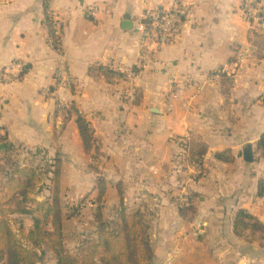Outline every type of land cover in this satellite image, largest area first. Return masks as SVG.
Here are the masks:
<instances>
[{
	"label": "crops",
	"instance_id": "1",
	"mask_svg": "<svg viewBox=\"0 0 264 264\" xmlns=\"http://www.w3.org/2000/svg\"><path fill=\"white\" fill-rule=\"evenodd\" d=\"M174 1L14 0L0 5V68L18 77L0 85V130L10 146L59 157L63 189L70 190L71 200L82 197L93 189L96 176L76 120L60 109L75 103L94 127L102 151L111 156L103 166L105 205L111 210L125 202L136 212L147 210L154 226L155 264L163 258L169 264L176 252L172 246L180 215L174 199L189 194H200V220L210 228L209 246L218 264L264 263V246L241 241L233 220L225 216L243 208L264 223V196H258L264 155L257 148L264 134V65L246 54L234 84L207 81L239 53L254 51L255 29L242 12L247 0H180L191 7L192 16L176 39L152 53L141 68L136 26L145 12ZM257 1L264 8V0ZM47 13L59 26L61 52L48 40ZM125 20L132 28L123 29ZM97 66L124 74L137 69L139 74L124 81L116 74L89 72ZM59 72L78 81L76 92L47 91ZM187 77L192 81L184 84ZM134 89L141 97H128V103L123 93ZM174 90L179 98L170 107L166 100ZM249 145L253 163L244 160ZM217 154L231 161L218 160ZM198 160L204 168L199 180ZM35 196L42 200L40 193ZM13 216L34 227V216Z\"/></svg>",
	"mask_w": 264,
	"mask_h": 264
},
{
	"label": "trees",
	"instance_id": "2",
	"mask_svg": "<svg viewBox=\"0 0 264 264\" xmlns=\"http://www.w3.org/2000/svg\"><path fill=\"white\" fill-rule=\"evenodd\" d=\"M46 19L49 23L51 37L55 39L56 32L52 30V22L49 20L48 13ZM185 22L186 20L182 19L177 23L179 32ZM89 72H100L106 77L115 74L121 76L120 73H115L104 66H99L97 69L91 68ZM74 115L86 151L91 154L96 146L95 132L91 129L92 124L78 110L75 103L68 112L69 120ZM257 148L263 151L264 155V134L259 139ZM13 149H15L14 146L11 150ZM42 154L47 153L37 150L32 155L38 157ZM224 155L217 154L216 158L230 162L231 159ZM61 166L62 161L59 157H55L51 161L46 160L26 167L13 162L11 166L0 168L5 178L4 186L0 190V257L3 264H38L41 258L37 250H42L43 247L54 252L57 264H95L96 259H100L103 264H155L148 232V230L150 231L149 227L144 228L138 218L128 214L122 205L119 208V224L109 230L102 213L104 207L101 203H104L107 195V185L103 180L99 181L98 186L97 238L83 241L77 255H72L67 250L61 199ZM203 169L197 177L198 180L203 178ZM44 176H47L51 181V187H49L51 196L45 202L33 201L30 196L37 191L39 185L43 184ZM258 196H264V190L260 183ZM30 202L35 203L36 208L29 206ZM187 205H179L182 215L190 207H193ZM14 214L34 216L33 230L29 234L23 235L25 243L16 239L10 227L9 216ZM233 227L235 235L241 238L247 232L264 231V224L243 208L237 212ZM189 241L191 243L189 246L179 248L171 260V264H218L203 244L204 241L201 237L198 239L191 237ZM29 246H33V249Z\"/></svg>",
	"mask_w": 264,
	"mask_h": 264
},
{
	"label": "rangeland",
	"instance_id": "3",
	"mask_svg": "<svg viewBox=\"0 0 264 264\" xmlns=\"http://www.w3.org/2000/svg\"><path fill=\"white\" fill-rule=\"evenodd\" d=\"M49 20H50V22H52L53 32H56L55 33L56 38L53 39L51 37L50 29H49V23H48V21H46V26H47L46 32H47L48 40H49L51 46L55 50H57L58 52H61V50H62V38H61L59 26L56 24L55 21H52L50 19V16H49ZM180 32H178L176 35H179ZM254 33H255L254 34V37H255L254 51H252L250 53L248 51L246 53H242V54L239 53L233 60H231L229 63H227V64H230V63L238 62V66L233 71V76L224 75V76H220L216 81H212L210 79V75L213 72H215L216 70H218L219 69L218 68L209 74V76L207 78L208 82H210L211 84H215L216 82L221 83L225 80H227V81H225L227 83H229V82L232 83L233 81H235V79H237V76L239 75V71H240L242 63L247 61V55H249L253 58V59L252 58L251 59L253 60L254 63L257 64V66L264 65V25L257 26V29L254 31ZM176 35L174 36L173 41L176 39V37H177ZM227 64H225V65H227ZM97 68H98V66L94 69H97ZM132 71H134V73L137 75L139 74V70H137V69H135V70L133 69ZM92 73H94V72H92ZM118 73L121 74L119 79H122L124 81H129V77H127V75L124 74L123 71L122 72L118 71ZM12 77H13L12 82H10L8 84H12V83L17 81L18 77L15 73L12 75ZM234 83L235 82H233V84ZM8 84H6V85H8ZM59 87L65 88V89H70L71 91L76 92L78 87H79V83L71 75H69L67 73L59 72L54 77V86H52L47 91H49V93H50L51 91H54L56 88H59ZM132 92L134 93L135 101L137 99H140L141 95L138 91H136L134 89V91L132 90ZM128 93H131V91H128V92L124 91L123 97L125 98V100L128 103H131V102H129ZM168 98H169V96H167V100H166L167 102L169 101ZM72 107H73V104H68L66 106H60V109H61V111L65 112V116L67 117L68 112H69V110H71ZM78 110L80 111L79 107H78ZM73 118L76 120L75 115ZM91 129L95 132V129L93 126L91 127ZM1 133H2V135L0 136V144L6 143L8 145V149L0 152V166H1L0 168H6L7 166H11V163H13V162H16L19 165L26 167L29 165L38 164L39 162H45L46 160L51 161L52 159L55 158L54 156L49 155V154H42V155L37 157L35 155H32V154H35L37 150L34 149L31 151V150H28L26 147H21V146L17 147L15 145H12L15 147V149L11 150L12 146H10V144L8 143L7 134L3 133L2 130H0V134ZM79 138H80L81 144L83 146L84 152L87 153V155H89V157L92 160L90 167L92 169V172L96 176V182H95L93 189L90 192H88L86 195H84L82 197L74 196L73 200H71L70 190L63 189V185H62V178H63L62 168H63V166H61V199H62L63 217H64V237H65L66 248L72 255H77L79 253L80 247H81L83 241H85L87 239H96L97 238L98 222L96 219V215H97V210H98V205H99V203L97 201V199H98L97 196H98V192H99L98 186H99L100 180H103L105 182V184L107 185V181H106L105 177L103 176V174H104L103 166H106L107 163H109L111 161V156L102 151V144H101L100 139L98 140V138L95 137V139H96L95 149L93 150V152L91 154H89L86 151L82 137H79ZM100 155H102V156H100ZM197 162L198 163L194 164L196 166L195 174H196V172L198 174V170H200L202 167V166H200V164L202 162L200 163L199 160ZM65 180L70 182L71 181V175H68L66 173L65 174ZM4 183H5V178H4V175L0 169V190H2ZM259 183L262 186V190H264V178L261 179V181ZM49 187H51V181L49 180V178L47 176H44L43 177V184L39 185L37 191L34 194H32L30 196V198L33 201L34 200L37 201L38 196H35V195H38L40 193V198L42 199V200H40V202H45L47 200V198H49L51 196V190ZM47 194H49V197L42 198V196H45ZM73 194L74 193L72 192V195ZM119 196H120V199L123 200L122 193H119ZM106 197H107V195H106ZM175 197H176V199H174V200L177 203L176 205H177L178 213L180 215V224H179V228L176 229L177 230L176 237H175V241H173L175 243V245L172 246V250H175L176 251L175 254H176L179 251V248L181 246L185 247V246H189L191 244L189 241V239L191 237H193L194 239H198L199 237H201L204 241L203 244L208 249L209 253L213 256L212 251H211L210 246H209L210 235L208 233V230L210 228H207V225H204L203 222L200 220L202 218L201 214L199 213V204L201 203L200 194L177 195ZM196 197H198V198H196ZM189 202L191 205L189 204ZM105 203H106V201H104V203H101L104 207L102 213H103V219H104V221H106L109 230L114 229L116 227V225L119 224V208L122 205L128 214H130L132 216H136L138 218V221L143 225L144 228L149 227L150 231L148 230V232L150 233V235H149L150 236V244H151V248H152L151 236H152V230H153L154 226H152V224H151V217L147 214V210L141 208L138 212H136L135 208H133L130 204H127L125 202H124V205L122 203L121 205L119 204L116 208L108 210ZM182 204H184V205L188 204L187 206H193V207H190L182 215V213L180 212L181 208L179 206ZM28 205L33 207V208H36L35 203L33 204L32 202H30ZM238 211L239 210H237L236 208H232L231 210L227 211L226 215H225L227 218L226 220L229 219L230 221L233 220V222H234V218L237 215ZM152 213H153L152 216L157 217V215H156L157 212H152ZM14 215H16V214H14ZM12 217H14V216L13 215L9 216L11 229H12L16 239L21 243L22 242L25 243L23 235L29 234L30 231L33 230L34 227L32 229H30L29 225L31 222L26 221L25 219H22L23 217H14V218H12ZM30 217L32 218V216H30ZM257 219L259 220V218H257ZM232 223H231V225H232ZM261 223H263V222H261ZM205 229H207V232H205ZM180 237H182V239H180ZM236 237H238V236H236ZM238 238H241V237H238ZM241 241H243L245 244L248 241H250L251 244L255 243L257 248H259V246H260L259 244H262V246H264V243H260V241H262V242L264 241V231L263 232L256 231L255 233L247 232L246 235L241 238ZM29 248L33 249V246H29ZM152 250H153V248H152ZM37 251H38V254L41 258L38 264H51V261L57 260L54 252L47 247H43L42 250H37ZM174 255H173V257H174ZM173 257H172V259H173ZM169 260H168V258H166L164 261V258H163L159 264H167L169 262ZM3 263L4 262L0 257V264H3ZM95 264H103V263L100 259H96ZM169 264H171V262ZM251 264H264V263L255 262V263H251Z\"/></svg>",
	"mask_w": 264,
	"mask_h": 264
},
{
	"label": "built area",
	"instance_id": "4",
	"mask_svg": "<svg viewBox=\"0 0 264 264\" xmlns=\"http://www.w3.org/2000/svg\"><path fill=\"white\" fill-rule=\"evenodd\" d=\"M14 0H0V5L12 3ZM96 10H93V15ZM242 12L245 19L256 30L257 26L264 25V8L257 0L245 1ZM192 16L191 7L180 0H175L169 6L157 7L154 10L145 12L142 20L137 24L136 31L140 35L141 48L143 51V60L141 68L146 66L148 57L153 53H158L162 48L173 42L174 36L179 32L177 23L185 19L189 21ZM238 66V62L230 63L219 68L210 75L212 81H216L220 76H233V71ZM14 73L10 69L0 68V85H5L13 80ZM125 74L130 78H135L137 74L132 70H126ZM192 81L191 77L182 80L184 84ZM182 89V88H180ZM128 97L134 100V93H128ZM168 104L173 106L179 98V90L171 91L169 94ZM1 136V134H0ZM198 174L202 173L203 165Z\"/></svg>",
	"mask_w": 264,
	"mask_h": 264
},
{
	"label": "water",
	"instance_id": "5",
	"mask_svg": "<svg viewBox=\"0 0 264 264\" xmlns=\"http://www.w3.org/2000/svg\"><path fill=\"white\" fill-rule=\"evenodd\" d=\"M123 29H129L132 28L131 22L128 20H125L122 24ZM8 149V145L6 143H1L0 144V152L5 151ZM244 160L247 163H253L254 160V155H253V146L249 145L245 150H244Z\"/></svg>",
	"mask_w": 264,
	"mask_h": 264
}]
</instances>
